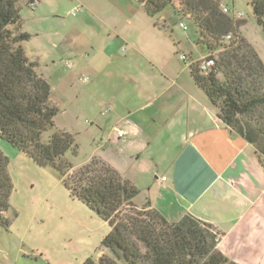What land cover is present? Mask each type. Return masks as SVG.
Wrapping results in <instances>:
<instances>
[{"label":"trees","instance_id":"16d2710c","mask_svg":"<svg viewBox=\"0 0 264 264\" xmlns=\"http://www.w3.org/2000/svg\"><path fill=\"white\" fill-rule=\"evenodd\" d=\"M136 1L152 17L175 1L195 21L206 58L215 63L204 72L201 61L192 62L190 73L222 121L254 146L264 172V61L240 33L246 20L225 13L219 0ZM250 3L264 32V0ZM23 21L19 0H0V135L39 166L56 169L72 197L109 224L103 245L110 255L99 264H241L220 250L222 233L212 223L192 214L171 221L149 200L138 206L139 188L103 157L74 168L66 154L76 155L78 144L73 134L56 128L52 87L27 56L24 41L32 35L22 31ZM11 191L7 158L0 152V225L9 224Z\"/></svg>","mask_w":264,"mask_h":264},{"label":"rangeland","instance_id":"374dc122","mask_svg":"<svg viewBox=\"0 0 264 264\" xmlns=\"http://www.w3.org/2000/svg\"><path fill=\"white\" fill-rule=\"evenodd\" d=\"M219 1L231 11L242 13L238 17L246 22L240 33L264 61V32L255 21L250 1ZM35 3L36 6L29 0H19L24 19L22 31L32 35L24 41V47L31 61H39L38 73L51 84V100L58 107L56 128L73 134L78 144L76 155L70 151L66 154L74 168L85 164L111 132L108 110L93 117L90 108L83 106L92 103V92L102 90L108 78L99 79L94 88L92 80L88 81V67L74 68L76 60L87 65L104 57L105 53L96 56L95 53L103 47L105 37L110 36L107 24L112 21L110 37L114 39L117 37L114 27L132 35L142 31L144 35L153 34L154 39L165 45L166 55L179 62L180 72L185 69L184 74L189 73L186 63L202 61L208 55L199 43L195 21L180 13L175 1L153 17L136 0H36ZM182 23L188 28L184 29ZM150 27L154 28L153 33L147 29ZM101 29L106 36H96ZM120 53L124 56L127 52ZM53 59L57 60L56 65L52 64ZM50 72H54L53 77ZM70 75L73 77L69 78ZM50 133L46 132L44 137ZM0 152L7 158L12 183L6 211L9 224L0 225V264H99L104 254L110 255L103 245L109 224L72 197L56 169L39 166L1 135ZM141 197L144 194L139 190L134 200L143 205ZM224 239L225 255L230 260L264 264V208L261 217L250 222L244 220Z\"/></svg>","mask_w":264,"mask_h":264},{"label":"crops","instance_id":"0c3cea01","mask_svg":"<svg viewBox=\"0 0 264 264\" xmlns=\"http://www.w3.org/2000/svg\"><path fill=\"white\" fill-rule=\"evenodd\" d=\"M108 27L112 36V21ZM113 29L117 39L105 37L95 53H105L98 63L74 62V68L88 67L94 88L99 79L108 78L102 90L92 92V103L83 104L93 117L104 110L111 117V132L93 156L115 166L144 194L143 204L149 200L169 220L192 214L215 225L225 254L222 238L244 220L261 217L264 208V172L254 146L218 116L190 73L191 61L184 74L153 34ZM102 31L96 36H106ZM120 130L126 134L121 136Z\"/></svg>","mask_w":264,"mask_h":264},{"label":"built area","instance_id":"2783aa9c","mask_svg":"<svg viewBox=\"0 0 264 264\" xmlns=\"http://www.w3.org/2000/svg\"><path fill=\"white\" fill-rule=\"evenodd\" d=\"M249 1H250V0H249ZM222 10H223L225 13L234 12L235 16H237V17L242 15L241 12H237V11H235V10H234V11H231V9L229 8V6H228L227 4H223V5H222ZM77 12H78V10L74 11V12H73L74 15L77 14ZM181 26H182L184 29H187V28H188L187 25H185L184 23H182ZM184 59H186V58L184 57ZM191 63H192V62H191ZM191 63H190V64H191ZM214 63H215V62H214L213 59H207V58L205 57V59L202 60L201 63H200V68H201L204 72H207V71L210 69V67H212V66L214 65ZM69 66H72V64L70 63ZM86 79H87V77H84V80H86ZM119 133H120L121 136H124V135L126 134V132H125L124 130H120ZM166 179H167L166 176H162V178H161L162 181H165Z\"/></svg>","mask_w":264,"mask_h":264}]
</instances>
